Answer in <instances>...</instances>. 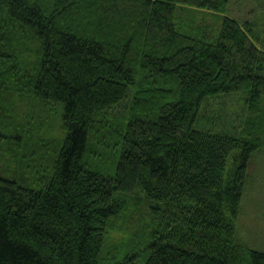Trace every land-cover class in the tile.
<instances>
[{
	"label": "trees",
	"instance_id": "1",
	"mask_svg": "<svg viewBox=\"0 0 264 264\" xmlns=\"http://www.w3.org/2000/svg\"><path fill=\"white\" fill-rule=\"evenodd\" d=\"M228 1L0 0V95L63 104L66 129L58 149L6 115L0 264H264L234 239L264 37ZM236 93L230 128L204 117Z\"/></svg>",
	"mask_w": 264,
	"mask_h": 264
},
{
	"label": "rangeland",
	"instance_id": "2",
	"mask_svg": "<svg viewBox=\"0 0 264 264\" xmlns=\"http://www.w3.org/2000/svg\"><path fill=\"white\" fill-rule=\"evenodd\" d=\"M224 15L237 22H249L254 31L264 37V0H229ZM24 74L22 69L19 70V82L11 83V85H25ZM6 86L7 84L3 87ZM24 88L27 87L24 86ZM23 94L4 93L0 95V113L3 112L4 105L7 106L4 115H0V133H3L2 130L5 128L10 130L12 122L6 115L11 116L16 124L20 123L19 132H22L23 135L35 130L34 138L39 139L43 134L40 132L47 129L43 137H50L52 141L54 138V146L59 149V139H63L66 134L62 117L63 104H47L29 93ZM240 94L243 93H236L228 98L221 97L208 102L203 109L204 117L212 115V117H216L217 124L222 125L224 122V125L230 128L231 123L237 122L236 114L240 113L239 107L242 105ZM113 114L120 115V110H116ZM38 144L33 147V151L45 153L49 150L48 147L44 148ZM7 146L6 139L1 138L0 147L7 148ZM15 153V157L11 158L8 152L0 151V175L6 171L5 167L12 166V161L20 162V148L16 147ZM51 154L52 152H48L47 156H51ZM234 239L243 248L264 253V150L261 148L252 152L248 163L240 212L235 222ZM112 240H119V237L115 235Z\"/></svg>",
	"mask_w": 264,
	"mask_h": 264
}]
</instances>
